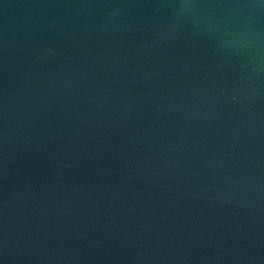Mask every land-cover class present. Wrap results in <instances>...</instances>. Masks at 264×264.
Returning a JSON list of instances; mask_svg holds the SVG:
<instances>
[{
  "label": "water",
  "instance_id": "water-1",
  "mask_svg": "<svg viewBox=\"0 0 264 264\" xmlns=\"http://www.w3.org/2000/svg\"><path fill=\"white\" fill-rule=\"evenodd\" d=\"M0 264H264V0H0Z\"/></svg>",
  "mask_w": 264,
  "mask_h": 264
}]
</instances>
